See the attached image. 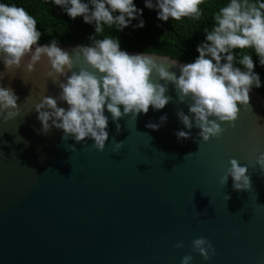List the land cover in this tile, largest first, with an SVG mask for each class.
Segmentation results:
<instances>
[{"label":"water","instance_id":"95a60500","mask_svg":"<svg viewBox=\"0 0 264 264\" xmlns=\"http://www.w3.org/2000/svg\"><path fill=\"white\" fill-rule=\"evenodd\" d=\"M37 46L43 45L33 51ZM58 47L71 55L74 70L87 67L78 46ZM185 64L177 60L170 71L179 76ZM48 70L46 57L33 73H9L0 59V86L19 97L20 112L0 120V264H181L186 255L192 264H264V170L256 164L264 153L263 94L251 89L250 107L238 105L236 127L222 123L224 133L205 143L196 127L191 138H177L189 131L178 112L190 113L169 84L164 109L124 116L119 133L105 107L109 139L100 152L91 139L65 141L54 127L43 133L35 105L50 96L68 108ZM114 142H124L118 153ZM231 159L249 168L252 191H235L231 177L221 184ZM200 237L216 250L210 260L193 251Z\"/></svg>","mask_w":264,"mask_h":264},{"label":"clouds","instance_id":"9594fccd","mask_svg":"<svg viewBox=\"0 0 264 264\" xmlns=\"http://www.w3.org/2000/svg\"><path fill=\"white\" fill-rule=\"evenodd\" d=\"M53 2L73 20L82 16L85 23H94L97 34L104 31L103 25H116L117 29L123 30L143 15L142 10L135 7L134 0H90V4L83 0ZM204 3L205 0H156L153 4L152 0H146L145 6L157 8L158 19L167 22L170 18L180 21L185 17L199 20L200 6ZM117 12L119 15H114ZM214 19V28L211 31L205 29L206 42L197 47L199 57L194 63L180 65L179 76L170 71L177 65V59H171L165 66L152 58L156 55H129L121 50L117 39L96 37H92L93 46L76 48L87 66L77 72L71 55L58 47L55 40L50 45L37 46L33 51L41 38L36 19L23 7L0 3V59L9 73L22 67L33 73L36 65L47 58L50 70L46 75L58 84L61 89L59 100L66 102L68 108L58 107L57 99L50 96H44L35 105L44 134L54 127L63 131L65 141L72 137L79 144L91 139L93 148L103 152L109 139L105 107L119 133L121 125L118 121L124 116L131 115L136 120L141 113L147 114L150 107L164 109L171 101V97L166 96L167 85L171 84L175 86L178 102L187 103L190 113L178 112L180 122L189 131H178L177 138H191L190 131L196 127L200 129L199 140L207 143L224 133L222 123L236 127L241 111L238 105L250 107V90L261 86L260 77L254 72L252 56L245 54L239 59L245 69L242 71L235 66L237 57L233 50L254 49L264 66V2L229 0ZM137 26L143 28V20ZM29 55L30 59L24 65L23 61ZM153 76L164 83L154 82ZM18 99L11 88L0 86V120L8 122L19 117ZM166 120V116L161 117V124ZM147 127L158 130L160 125L150 122ZM123 146L124 142H114L113 152L118 153ZM229 163L221 184L225 186L231 177L235 191H252L249 168L241 166L236 159ZM256 164L264 170V153L257 157ZM175 247L183 248V244L177 243ZM192 248L205 260L216 254L211 242L203 237L194 239ZM192 260L191 255H186L181 264H192Z\"/></svg>","mask_w":264,"mask_h":264},{"label":"trees","instance_id":"16d2710c","mask_svg":"<svg viewBox=\"0 0 264 264\" xmlns=\"http://www.w3.org/2000/svg\"><path fill=\"white\" fill-rule=\"evenodd\" d=\"M83 2L90 4V0H83ZM152 2L155 4L156 0ZM0 3L23 7L36 19L38 31L41 33L38 45H50L55 40L57 46H93L92 37L114 38L119 41L121 50L157 54L194 63L199 57L197 47L206 42L205 29L211 31L214 28L215 15L229 3V0H205V3L200 6L202 15L199 20L185 17L180 21L170 18L167 22L158 19L157 8L149 9L145 6L146 0H134L135 7L142 10L143 15L132 20L129 27L123 30L117 29L116 25H103L104 31L100 34L95 32L94 23H85L82 16L73 20L62 7L56 6L53 0H0ZM141 20L144 22L143 28L137 26ZM233 54L237 57L235 66L242 71L245 69L239 64V59L245 54L252 56L254 72L259 75L261 85L259 88L254 86L252 89L264 96V66L260 64L254 49H236L233 50ZM222 63L226 61L222 60Z\"/></svg>","mask_w":264,"mask_h":264}]
</instances>
